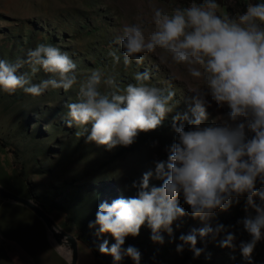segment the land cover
<instances>
[{
  "label": "clouds",
  "instance_id": "clouds-1",
  "mask_svg": "<svg viewBox=\"0 0 264 264\" xmlns=\"http://www.w3.org/2000/svg\"><path fill=\"white\" fill-rule=\"evenodd\" d=\"M219 8L217 0L177 6L171 14L151 6L150 19L137 15L136 22L125 24L115 39L126 67L133 61L142 64L145 54L159 49L203 82L202 87L191 89L194 95L189 111L173 116L176 136L166 149L167 160L154 162L155 177L162 185L150 187L153 172L144 173L136 196L101 203L95 221L89 223L90 228L99 226L98 234L112 235L115 243L111 248L105 240L99 251L110 253L116 262L126 255L139 264L140 252L122 245L128 235L137 236L145 222L151 228V239L163 243L161 230L171 234L173 222L189 214L179 206V198L189 206L193 218L205 222L199 235L215 237L224 230L222 224L213 228L208 223L216 211L246 197L247 205L257 214L243 220L251 239L240 241L242 255L250 259L264 237V206L254 199L264 202V190L257 187L258 182L264 186V0L249 3L237 17L218 15ZM111 55L119 63L120 56ZM23 63L30 74L19 73L21 63L0 59V90L12 94L19 89L40 96L49 87L68 91L78 82L77 64L52 44H37ZM41 70L52 77L34 83L32 76ZM134 79L135 83L121 88L114 76L93 70L79 84L77 101L66 105L67 126L83 129L75 135L88 133L87 142L108 150L131 145L140 132L155 130L179 101H174V91L147 83V71L136 73ZM101 84L107 86V92L100 91ZM212 102L229 109L219 124L205 123ZM184 122L190 127L186 129ZM196 231L179 239L198 257L202 249L196 247ZM235 240V234L229 233L221 247H235ZM182 250L183 244L177 245V251Z\"/></svg>",
  "mask_w": 264,
  "mask_h": 264
},
{
  "label": "rangeland",
  "instance_id": "rangeland-1",
  "mask_svg": "<svg viewBox=\"0 0 264 264\" xmlns=\"http://www.w3.org/2000/svg\"><path fill=\"white\" fill-rule=\"evenodd\" d=\"M242 2L248 5L262 0H217L220 5L217 14L237 17L246 11H241ZM194 3L200 4L202 0H0V59L19 62L22 64L19 73L30 74L29 66L23 63L28 51L39 43L52 44L67 52L77 64L78 81L68 91L49 87L40 96L19 89L12 94L0 90V187L31 199L45 209L62 229L95 250L97 263L136 264L126 255L116 262L110 253H101L99 247L105 240L109 248L115 240L110 233L98 234L99 226L90 228L89 223L95 221L101 203L136 196L144 173L153 172L150 187L162 185L163 181L155 177L154 162L167 160L166 149L176 136L173 116L176 112H188L193 105L191 89L203 86L183 65L175 64L159 49L145 54L142 64L133 61L126 67L123 50L115 39L125 24L136 22L137 15L150 19L151 6L171 14L177 6L183 8ZM146 27L153 26L146 24ZM112 53L120 56L119 63ZM96 69L114 76L121 88L135 83L136 73L147 71L150 74L147 83L174 91L178 106L155 130L140 132L131 145H117L108 150L104 145L87 142L88 133L78 137L75 133L83 129L67 126L66 105L77 101L79 84ZM51 77L52 74L41 70L32 80L39 83ZM100 91L107 92V86L101 84ZM227 111V105L218 108L212 102L207 108L205 123H221L219 119ZM184 123L186 129L190 127ZM257 187L264 190L259 182ZM254 199L264 206L259 197ZM12 201L0 196V264H53L57 259L54 250L50 252L53 255L47 256L45 244L32 242V248L24 247V235L15 239L13 229L3 228V224L12 223L14 211H2V206ZM178 204L189 214L173 222L171 234L161 230L163 243L151 239L152 231L147 222L137 236L125 238L122 248L135 247L141 254L139 264H264V237L257 242L250 259L242 255L239 247L240 241L251 239L243 220L257 214L247 205L246 197L233 202L226 210L216 211L208 223L213 228L222 224L224 230L215 237L212 234L201 237L198 230L205 222L191 216L182 198L178 199ZM25 222L34 223L30 217ZM193 230H197L196 247L202 249L198 257L189 244L179 239ZM47 233L55 247L64 246L55 243L49 230ZM229 233L236 236L235 247H221ZM179 244H183L180 252L177 251ZM65 253L68 256H65V264H68L70 250ZM83 256L80 252L79 257ZM82 264H93V261Z\"/></svg>",
  "mask_w": 264,
  "mask_h": 264
},
{
  "label": "crops",
  "instance_id": "crops-1",
  "mask_svg": "<svg viewBox=\"0 0 264 264\" xmlns=\"http://www.w3.org/2000/svg\"><path fill=\"white\" fill-rule=\"evenodd\" d=\"M5 209H11V211L12 212L14 211V213L12 216V218H13V221H11L12 223H8L7 225H5L2 222L4 229H8V230L13 229L15 232V237H16L15 239L21 238V235H24V239H23V241H25V244H23L24 247L30 246L32 248L33 247L32 242H34L38 245H41V243L45 244L44 246L46 247V250H48L47 256L53 255V253H50L52 250H54V252H55V257L57 259L55 261H53V264H65L66 257H68L66 255L65 251H67L66 247H68V246L64 245L66 247H64V246L63 247H55V245L53 243H51V241L48 239V233H47L48 229L46 228V226L44 225L42 220L38 218L36 213L31 208H29L28 206H26L22 203L12 201V204L7 205V203H6L2 206V211H4ZM15 209L23 210L24 213L16 212ZM21 213L23 214L22 217L20 216ZM27 217H30L32 219V221L34 222V223H31L32 225L26 224L25 219ZM76 244H77V250H78V256L76 257V263L82 264L85 261L92 260L93 264H104L102 261H100L98 263L94 261L95 258H97L94 254L95 251L92 250V248L90 246H88L83 240L80 241L78 239ZM68 249H69V247H68ZM28 251H30V250H28ZM80 252H83V254H84V256L81 258L79 257ZM70 253H71V250H70Z\"/></svg>",
  "mask_w": 264,
  "mask_h": 264
},
{
  "label": "water",
  "instance_id": "water-1",
  "mask_svg": "<svg viewBox=\"0 0 264 264\" xmlns=\"http://www.w3.org/2000/svg\"><path fill=\"white\" fill-rule=\"evenodd\" d=\"M0 196L3 198H7L19 203H22L29 208H31L39 219L42 220L46 228L50 231L51 236L53 237L55 243L67 245L69 250H71L69 256L68 264H75L76 257L78 256L77 250V237L72 235L71 233L62 229L56 222L52 219L49 213L40 207L36 202L26 197L20 196L10 190L4 189L0 187Z\"/></svg>",
  "mask_w": 264,
  "mask_h": 264
},
{
  "label": "trees",
  "instance_id": "trees-1",
  "mask_svg": "<svg viewBox=\"0 0 264 264\" xmlns=\"http://www.w3.org/2000/svg\"><path fill=\"white\" fill-rule=\"evenodd\" d=\"M240 2V1H239ZM226 4V3H225ZM241 4V3H240ZM246 4L244 3V2H242V6H241V11H244V10H246ZM226 8H228V5L226 4ZM95 251V250H94Z\"/></svg>",
  "mask_w": 264,
  "mask_h": 264
},
{
  "label": "bare ground",
  "instance_id": "bare-ground-1",
  "mask_svg": "<svg viewBox=\"0 0 264 264\" xmlns=\"http://www.w3.org/2000/svg\"><path fill=\"white\" fill-rule=\"evenodd\" d=\"M63 247V246H62ZM66 247V246H65ZM67 252L69 253L68 249H67ZM70 256V255H69Z\"/></svg>",
  "mask_w": 264,
  "mask_h": 264
}]
</instances>
